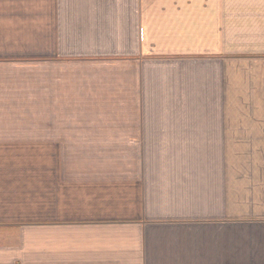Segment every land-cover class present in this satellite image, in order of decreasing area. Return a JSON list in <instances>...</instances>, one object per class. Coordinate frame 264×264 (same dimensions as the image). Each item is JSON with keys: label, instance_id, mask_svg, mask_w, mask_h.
<instances>
[{"label": "crops", "instance_id": "crops-1", "mask_svg": "<svg viewBox=\"0 0 264 264\" xmlns=\"http://www.w3.org/2000/svg\"><path fill=\"white\" fill-rule=\"evenodd\" d=\"M201 245L264 264V0H0V264Z\"/></svg>", "mask_w": 264, "mask_h": 264}, {"label": "rangeland", "instance_id": "rangeland-1", "mask_svg": "<svg viewBox=\"0 0 264 264\" xmlns=\"http://www.w3.org/2000/svg\"><path fill=\"white\" fill-rule=\"evenodd\" d=\"M247 89H249V88H239V92H240V95H239V99H243V98H245L244 97V95H243V92L242 91H245V90H247ZM250 90V89H249ZM240 110L241 111H246L244 108H240ZM199 232V233H198ZM187 239H189V240H191V241H194L193 239H197V240H203L204 241V231L203 230H201V231H199L198 229H196L194 232H193V235L191 236V237H187ZM190 241V242H191ZM204 242H207V239L205 238V241ZM205 244V243H204ZM200 250H201V254H200V259L201 260H205V259H207L208 260V262L210 263V264H216L215 262H216V260L214 259V253H213V249H211L210 247L209 248H206V247H202V245H201V248H200ZM199 252V251H198ZM226 259H225V257H224V261H225ZM196 264H198V263H196Z\"/></svg>", "mask_w": 264, "mask_h": 264}]
</instances>
